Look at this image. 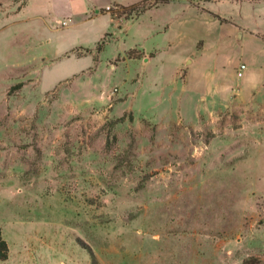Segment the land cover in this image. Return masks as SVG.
<instances>
[{"label":"rangeland","instance_id":"rangeland-1","mask_svg":"<svg viewBox=\"0 0 264 264\" xmlns=\"http://www.w3.org/2000/svg\"><path fill=\"white\" fill-rule=\"evenodd\" d=\"M158 1L0 0V264H264V0Z\"/></svg>","mask_w":264,"mask_h":264},{"label":"trees","instance_id":"trees-1","mask_svg":"<svg viewBox=\"0 0 264 264\" xmlns=\"http://www.w3.org/2000/svg\"><path fill=\"white\" fill-rule=\"evenodd\" d=\"M169 0H159L157 2V4L155 5H158L160 3H163V2H168ZM154 5V6H155ZM132 10L135 11V10H140L141 12H143L144 10L150 8V7H143L141 9H137L136 5H132ZM153 6V5H152ZM111 9V8H110ZM114 12V11H113ZM140 12V13H141ZM128 15V13H127ZM8 253H9V245H8V242L7 240L4 238L3 236V231H2V227L0 225V260H3V259H6L8 257Z\"/></svg>","mask_w":264,"mask_h":264},{"label":"built area","instance_id":"built-area-1","mask_svg":"<svg viewBox=\"0 0 264 264\" xmlns=\"http://www.w3.org/2000/svg\"><path fill=\"white\" fill-rule=\"evenodd\" d=\"M246 68V65L245 64H241L240 65V68H239V75H242L243 74V70Z\"/></svg>","mask_w":264,"mask_h":264}]
</instances>
